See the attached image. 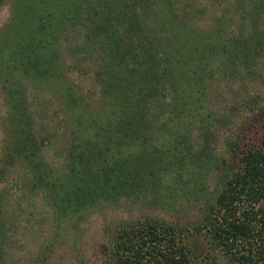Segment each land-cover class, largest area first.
Returning a JSON list of instances; mask_svg holds the SVG:
<instances>
[{
  "label": "trees",
  "instance_id": "obj_1",
  "mask_svg": "<svg viewBox=\"0 0 264 264\" xmlns=\"http://www.w3.org/2000/svg\"><path fill=\"white\" fill-rule=\"evenodd\" d=\"M232 1L235 21L223 12L203 28L202 11L188 12L189 2L178 10L176 0H10L0 30V85L14 129L6 153L11 165L26 163L59 225L123 199L171 212L179 196L198 203L200 257L177 225L138 220L112 229L104 264H264V134L249 144L228 136L224 156L216 145L235 112L253 113L251 132L264 128L249 94L227 103L215 89L253 80L263 66L264 0ZM78 69L99 87L95 102L70 79ZM24 82L51 88L71 125L59 172L37 153L44 138ZM10 226L0 211V264H8ZM46 260L45 250L30 264Z\"/></svg>",
  "mask_w": 264,
  "mask_h": 264
},
{
  "label": "rangeland",
  "instance_id": "obj_2",
  "mask_svg": "<svg viewBox=\"0 0 264 264\" xmlns=\"http://www.w3.org/2000/svg\"><path fill=\"white\" fill-rule=\"evenodd\" d=\"M189 2L188 12L194 13V8L202 11L198 25L210 28L215 17L227 13V24L235 21L232 0H176L175 8L181 10ZM193 8V9H192ZM227 10V11H225ZM195 14V13H194ZM11 16L10 0L0 6V30L8 23ZM260 73L253 80L239 81L232 87L230 83H220L224 93V102H230L235 97L238 101L249 97L256 100L252 109H264V60ZM87 69L72 73L70 79L83 89L85 97L92 103L98 98L99 87L91 80ZM26 93L28 113L33 119L35 132L41 134L44 140H37L41 161L50 169L59 172L65 166L67 150L70 142L71 125L61 109L60 100L53 95L51 88L35 86L30 82L23 83ZM0 85V211L2 217L10 226L7 242L8 264H30L46 250L47 260L42 264H104L105 256L101 255L104 246L109 245L110 232L121 224L154 219L174 224L180 229V239L188 241V248L196 247V256H201L205 250L203 235L193 230L192 225L199 221L198 203L190 195L179 196L176 209H161L150 199H123L112 207L97 208L79 217H73L59 222L54 211L45 201L42 194L30 184L27 165L19 161L11 165L8 161L7 145L14 129L7 113L8 106L4 90ZM258 108H257V107ZM255 107V108H254ZM259 112V113H260ZM255 113V112H254ZM256 114V113H255ZM254 115L244 111L235 112L230 123L216 135L217 153L225 155V144L228 136L236 137L247 144L256 142L264 134L263 124L252 132L247 127L249 118ZM264 123V122H263ZM250 131V132H249ZM193 132V139L196 138ZM10 146V145H9ZM6 156L8 158H6ZM215 176L210 177L209 191L214 193ZM194 246V247H193ZM48 250L50 253L47 254Z\"/></svg>",
  "mask_w": 264,
  "mask_h": 264
}]
</instances>
